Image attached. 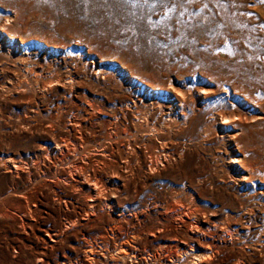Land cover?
Segmentation results:
<instances>
[{
    "label": "rangeland",
    "instance_id": "obj_1",
    "mask_svg": "<svg viewBox=\"0 0 264 264\" xmlns=\"http://www.w3.org/2000/svg\"><path fill=\"white\" fill-rule=\"evenodd\" d=\"M85 170L102 194H75ZM187 187L218 229L246 228L212 264H264V0H0V264H91V242L96 264H152L174 238L148 232Z\"/></svg>",
    "mask_w": 264,
    "mask_h": 264
},
{
    "label": "bare ground",
    "instance_id": "obj_2",
    "mask_svg": "<svg viewBox=\"0 0 264 264\" xmlns=\"http://www.w3.org/2000/svg\"><path fill=\"white\" fill-rule=\"evenodd\" d=\"M11 37H14V36H11ZM9 37H8V35H6V33H5V35H4V38L3 39H8ZM9 43H12V42H9ZM36 72V71H35ZM38 74V73H37ZM36 74V75H37ZM60 77V76H59ZM61 78V77H60ZM38 79V78H37ZM49 79V78H48ZM53 79V78H52ZM63 79V78H62ZM46 80V79H45ZM64 80V79H63ZM56 81V80H55ZM51 81V83H59V84H61V80H58V81ZM75 81H76V72L74 71V72H71L70 74H69V77H68V79H67V81L64 83L65 85L67 84V83H69V82H74L75 83ZM45 82V81H44ZM78 82V81H77ZM21 83V82H20ZM47 83V82H46ZM17 84V83H16ZM18 84H19V82H18ZM46 85V84H45ZM18 86V85H17ZM72 86V85H71ZM73 87H74V85H73ZM17 88V87H16ZM20 88V87H19ZM46 88H48V87H46ZM131 103V102H130ZM136 103V102H135ZM127 105H129V103L127 104ZM131 105H133V104H131ZM185 105V104H184ZM184 105H182V106H184ZM133 107V106H132ZM136 107H137V105H136ZM139 108V107H138ZM143 108H145V107H143ZM148 108V107H147ZM129 109V108H128ZM131 109V108H130ZM126 110H127V108H126ZM125 110V111H126ZM133 110V109H132ZM143 109H141V111H142ZM164 111V110H163ZM138 112V111H137ZM174 112V111H173ZM123 113V112H122ZM139 113V112H138ZM137 113V114H138ZM142 113V112H141ZM140 113V114H141ZM125 114V113H124ZM139 114V115H140ZM144 113H142V115H143ZM128 115V114H127ZM138 115V116H139ZM146 115V114H145ZM150 115V114H149ZM164 116V115H163ZM227 116V115H226ZM231 116V115H230ZM235 116V115H234ZM126 117V116H125ZM145 117H147V116H145ZM224 117V116H223ZM228 117V116H227ZM227 117L226 118H224V119H226L227 120ZM232 117V116H231ZM144 118V117H143ZM236 118V117H235ZM118 120H119V118H118ZM140 120H141V118H140ZM139 120V121H140ZM145 120V119H144ZM148 121V120H147ZM115 122V121H114ZM142 122V121H141ZM152 122V121H151ZM158 122V121H157ZM159 122H160V120H159ZM175 122V121H174ZM116 123V122H115ZM115 123H113L114 125H115ZM140 123V122H139ZM148 123H150V122H148ZM147 123V126H149V124ZM156 123V122H155ZM164 123V122H163ZM76 124H78V127H79V123H77L76 122ZM111 124H112V122H111ZM151 124V123H150ZM166 124V123H165ZM140 125V124H139ZM142 125H146V123H145V121H143L142 122ZM112 126V125H111ZM161 126V125H160ZM165 125L163 124V128H165L164 127ZM170 126H172L171 124H170ZM81 127V126H80ZM139 127H141V126H139ZM153 129V131H155L157 134H158V136H159V132H160V130L161 129H159V128H157V126L155 125H153V126H151ZM150 127V128H151ZM142 128V127H141ZM145 128H146V126H145ZM169 128V127H168ZM78 129V128H77ZM81 129V128H80ZM79 129V130H80ZM82 130V129H81ZM113 130H114V128H113ZM137 130H138V128H137ZM146 130V129H145ZM150 130V129H149ZM149 130H148V132H149ZM168 130V129H167ZM136 131V130H135ZM163 131V130H162ZM113 132V131H112ZM150 132H152V131H150ZM164 132V131H163ZM168 132V131H167ZM116 133H118V132H116ZM123 133V132H122ZM162 133V132H161ZM79 134H81V133H79ZM109 134V133H108ZM114 134V133H113ZM155 134V133H154ZM168 134V133H167ZM169 134H170V132H169ZM211 134V133H210ZM117 135V134H116ZM127 135V134H126ZM162 135V134H161ZM160 135V136H161ZM111 136V135H110ZM110 136H109V138H110ZM117 137H119V134H118V136ZM162 137V136H161ZM158 138V137H157ZM164 138H165V136H164ZM151 140V139H150ZM153 140V139H152ZM151 140V141H152ZM133 142V141H132ZM153 143V142H152ZM157 143V142H156ZM164 143H166V142H164ZM113 144V143H112ZM129 144H130V142H129ZM136 145V144H135ZM162 145V144H161ZM160 145V146H161ZM151 146V145H150ZM154 146V145H153ZM153 146H151V147H153ZM132 147V146H131ZM156 147L158 148L159 146H157L156 145ZM155 147V148H156ZM168 147V146H167ZM58 148H61L60 147V145H59V143H58ZM154 148V147H153ZM154 148V149H155ZM133 149V148H132ZM169 149H171V148H169ZM157 150V149H156ZM155 151V150H154ZM159 151V150H158ZM157 151V152H158ZM107 152V151H106ZM175 152V151H174ZM158 153H160L162 156H163V159L165 158L166 160H169V158L171 157V155H170V153L169 152H167V149L164 147V146H162L161 147V149H160V151L158 152ZM158 153H157V155H158ZM174 154V153H173ZM178 154V153H177ZM102 155V154H101ZM104 155H105V153H104ZM106 155H108V154H106ZM152 155V154H151ZM128 156V155H127ZM64 157V156H63ZM104 157V156H103ZM109 157V156H108ZM155 157V156H154ZM153 156H152V161H151V166L149 167V169L150 170H154V169H156V167H157V165H160V164H162V160H160V162L158 161V159L157 158H154ZM174 157V155H172V158ZM176 157V156H175ZM105 158V157H104ZM131 158V157H130ZM159 158V157H158ZM15 159V158H14ZM129 159V158H128ZM160 159V158H159ZM12 160V159H11ZM61 160H64V158L63 159H61ZM60 160V161H61ZM107 160V159H106ZM130 160V159H129ZM139 160V159H138ZM9 161V160H8ZM15 162L17 161V160H14ZM108 161V160H107ZM171 161V160H170ZM7 162V161H6ZM9 162H11V161H9ZM13 162V161H12ZM15 162H13V164H15L14 165V168H17L16 167V163ZM96 162H97V160H96ZM169 162V161H168ZM101 163H103V161L101 162ZM129 163V162H128ZM130 163H132V161L130 162ZM143 163V162H142ZM164 163V162H163ZM93 164H95V163H93ZM97 164H98V162H97ZM6 165V164H5ZM9 165V164H8ZM75 165V164H74ZM130 165V164H129ZM76 166V165H75ZM78 166V165H77ZM138 166V165H137ZM10 167V166H9ZM19 167V166H18ZM86 167H87V165H86ZM89 167V166H88ZM109 167V166H108ZM123 167V166H122ZM21 168V167H20ZM20 168L18 169V170H20ZM127 168H128V166H127ZM77 169V168H76ZM75 169V170H76ZM78 169L79 170H81V169H83V165L81 166V169H80V167H78ZM84 169H85V167H84ZM94 169H96L95 167H94ZM131 169V168H130ZM15 170H17V169H15ZM74 170V171H75ZM100 170V169H99ZM99 170H97V172L99 171ZM132 170V169H131ZM138 170V169H137ZM148 170V169H147ZM82 171V170H81ZM91 171V170H90ZM119 171V170H118ZM14 172V171H13ZM86 170H85V172L83 171V172H81V174H82V178H80L79 180H76L75 179V182L74 183H72V184H74L73 185V187H74V189H75V194H76V191H81L82 193H83V191L82 190H80V188L81 189H83V190H85L87 193H88V195L90 196V197H94L95 195H98V194H102V191H100L101 189H99V185H100V183H99V177H98V175L97 174H88V175H85L86 174ZM120 172V171H119ZM118 172V173H119ZM133 172V171H132ZM91 173V172H90ZM72 174V173H71ZM73 174H75V173H73ZM112 174V173H111ZM132 174V173H131ZM115 175V174H114ZM116 175H118V174H116ZM123 175V174H122ZM136 175V174H135ZM76 176V175H75ZM112 176V175H111ZM124 176V175H123ZM112 177H114V176H112ZM115 178V177H114ZM123 178V177H122ZM119 179H121V177H120V175H119ZM128 179V178H127ZM103 180V179H102ZM125 180V179H124ZM100 182H101V180H100ZM109 182H112V179L111 180H109ZM125 182H126V180H125ZM71 184V183H70ZM102 184V183H101ZM117 184V183H116ZM68 185V184H67ZM190 186V185H189ZM102 188H103V186H101ZM185 187V186H184ZM107 188V187H106ZM114 188V187H113ZM118 188V187H117ZM110 189V188H109ZM108 189V190H109ZM113 190V189H112ZM118 190H119V188H118ZM186 190H188V187H187V189ZM105 191L106 190H104V193H105ZM112 192V191H111ZM114 192H115V189H114ZM186 192V191H185ZM188 192L189 193H191V195H192V197L190 198V199H188L187 200V202L188 203H185L186 201H182V200H179L178 199V202L177 203H179L180 205H181V207L179 206V207H176V206H174L173 205V208L171 209V212H172V216H171V218H172V220H173V218H174V221H175V224H174V226L173 227H166L165 226V221H167V218H166V214H162L161 213V211H158V214L161 216V217H163V220L164 221H162V222H159V223H161L162 224V227H159V228H156L155 230H152V231H149L148 233H150V237H155L157 240H162V239H165V237L162 235V233L164 232L165 234H167V236H172L174 239L173 240H169V243L167 242L166 244L164 243V242H162L161 244H160V246H161V248H163V249H165L166 247L167 248H169V250H167V252L168 253H166V257H168L167 259H165L161 254H158V253H154V254H150L149 253V259L150 260H152L153 262H152V264H164V263H166V262H168V263H170V264H177L179 261H178V259H180L179 258V256L181 255V254H186V255H189V254H192L191 255V260H190V262L188 263V264H212V259H214L217 255H218V253H219V250H220V248H221V246L223 245V244H221L222 243V241H224V244L225 243H228L229 241L231 242V241H233V236H240V235H242V232H243V230L244 229H246V228H244V226L242 225V224H236V222L234 223V219H235V217H236V215H235V217H234V214L233 213H230V214H227V216H226V222L224 223V224H226L227 226H226V230H223V229H218V227H220V226H216L215 225V223H214V219H213V217L212 216H215V214H212V213H210L209 215H202V214H200V211L196 208V205L197 204H195V200H194V192L192 191V189L191 190H188ZM109 193V192H108ZM108 193H106L105 195H103V197L104 196H107V194ZM78 194V193H77ZM113 195H116V196H118L117 194H113ZM112 194H109L108 195V197H107V200H106V202L108 203V204H110V205H115V200H114V196H113ZM174 195H177V194H174ZM179 195V194H178ZM189 196V195H188ZM175 197V196H174ZM4 198V197H3ZM96 198V197H95ZM177 198H179V197H177ZM29 199H31V197L29 198ZM99 199V198H98ZM176 199V198H175ZM183 200H185L184 198H182ZM58 200H59V202L60 203H66L67 201H65L64 199H62V198H58ZM101 200V199H100ZM94 201V200H93ZM97 201V200H96ZM96 201H94V203L96 202ZM71 202V201H70ZM89 202V201H88ZM103 202V201H102ZM72 203V202H71ZM104 203V202H103ZM169 203V202H168ZM61 205V204H60ZM69 205V204H68ZM91 206V205H90ZM94 206V205H93ZM162 206V205H161ZM171 206V205H170ZM156 210H158V207H159V204L156 202V203H154V206H153ZM74 208H76V207H74ZM194 208V209H193ZM170 209V208H169ZM191 210H193L194 211V215H192V214H190V215H192L193 216V219L191 218V217H189V215L187 214V212H190ZM124 211V210H123ZM146 211V210H145ZM168 211V210H167ZM185 211H187V212H185ZM96 213L97 211H95V210H92V209H86V212H85V214H84V216H82V217H76L75 216V218H74V220H73V222H72V226H75L76 227V225H78V224H81V225H85L86 223H88V222H90L91 221V219H92V214L94 215V213ZM118 212L120 213V216H122V215H124L120 210H118ZM138 212L141 214V213H146V212H144L143 211V209H140V210H138ZM165 212V211H164ZM168 212H170V210L168 211ZM192 212V211H191ZM196 213V214H195ZM100 214V213H99ZM138 214V213H137ZM253 214V213H252ZM135 215V214H134ZM142 215V214H141ZM95 216V215H94ZM132 217H134V216H132ZM143 217V216H142ZM96 218V217H95ZM170 218V219H171ZM116 220H118V222L120 221V219H122V218H115ZM251 219V218H250ZM82 220L84 221H86L85 223H83L82 222ZM138 220V219H137ZM233 220V221H232ZM237 220V219H236ZM114 221V220H113ZM69 223V222H68ZM114 224V223H113ZM249 224V223H248ZM252 224V223H251ZM29 225V224H28ZM167 225H168V223H167ZM118 226V225H117ZM157 226V225H156ZM68 227V226H67ZM155 227V226H154ZM221 227H222V225H221ZM223 227H225L224 225H223ZM249 227H250V224H249ZM118 228H119V226H118ZM66 229H68V228H66ZM73 229V228H72ZM153 229V228H152ZM50 230H52V229H50ZM112 230V229H111ZM118 230V229H117ZM141 230V229H140ZM60 231V230H59ZM58 231V232H59ZM66 231V230H65ZM217 231L219 232L218 234H217ZM222 231V232H221ZM49 232V231H48ZM117 232V231H116ZM136 232V231H135ZM143 232V231H142ZM220 232H221V234H220ZM114 233V232H113ZM62 234V233H61ZM50 235V234H49ZM52 235V234H51ZM53 235H55V234H53ZM57 235V234H56ZM59 235V234H58ZM138 236H139V234H137ZM141 235V234H140ZM114 237H118V235L117 234H114ZM120 237V236H119ZM140 237V236H139ZM54 238V237H53ZM52 238V239H53ZM121 238V237H120ZM44 240V239H43ZM46 241V240H45ZM52 241V240H51ZM53 241L55 242H57L58 241V238H54L53 239ZM61 241V240H60ZM166 241V240H165ZM260 241H262V240H260ZM89 242V241H88ZM118 242V241H117ZM175 242H177L176 243V245H174L175 244ZM235 242V241H234ZM58 243V242H57ZM124 243V242H123ZM179 243H185L187 246H189L188 248H190V250H187V249H185V250H183L182 248H180V253H179V256H176V254L174 253V251H173V247L175 246V247H177V248H179L178 247V245L177 244H179ZM48 244V243H47ZM94 243H87V244H85V246H84V248H85V256H86V261H89V263H91V264H96V262L98 261L99 262V258H101V257H99V254L96 252V248L94 247V245H93ZM118 244H120V243H118ZM117 244V245H118ZM84 245V244H83ZM118 246H120V245H118ZM133 246V245H132ZM50 247H51V245H50ZM52 247H53V245H52ZM48 249V248H47ZM54 249V248H53ZM118 251V250H117ZM120 251L122 252V255H123V257H124V259L126 260V259H141L142 257H141V254L138 252V250L135 248V247H128V246H126L125 244H122L121 243V246H120ZM163 252V251H162ZM222 252V251H221ZM45 254V253H44ZM101 255V254H100ZM79 256V255H78ZM84 256V257H85ZM104 256V255H103ZM146 257V256H145ZM82 258V257H81ZM71 259V258H70ZM38 260H40V259H38ZM133 261H136V260H133ZM132 261V262H133ZM138 263V262H137ZM50 264V263H49ZM73 264V263H72ZM167 264V263H166ZM239 264H241V263H239ZM243 264H244V262H243Z\"/></svg>",
    "mask_w": 264,
    "mask_h": 264
}]
</instances>
